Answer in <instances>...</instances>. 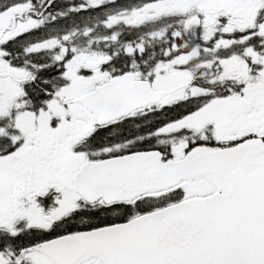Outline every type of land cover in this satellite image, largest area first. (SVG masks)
<instances>
[{"label": "snow or ice", "instance_id": "snow-or-ice-1", "mask_svg": "<svg viewBox=\"0 0 264 264\" xmlns=\"http://www.w3.org/2000/svg\"><path fill=\"white\" fill-rule=\"evenodd\" d=\"M0 264H264V0H0Z\"/></svg>", "mask_w": 264, "mask_h": 264}]
</instances>
